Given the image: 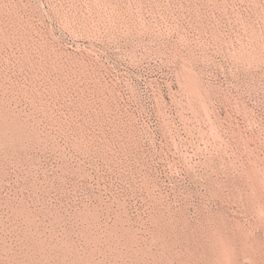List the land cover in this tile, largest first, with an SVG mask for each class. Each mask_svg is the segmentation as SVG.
<instances>
[{
	"label": "rangeland",
	"instance_id": "374dc122",
	"mask_svg": "<svg viewBox=\"0 0 264 264\" xmlns=\"http://www.w3.org/2000/svg\"><path fill=\"white\" fill-rule=\"evenodd\" d=\"M0 264H264V0H0Z\"/></svg>",
	"mask_w": 264,
	"mask_h": 264
},
{
	"label": "bare ground",
	"instance_id": "6f19581e",
	"mask_svg": "<svg viewBox=\"0 0 264 264\" xmlns=\"http://www.w3.org/2000/svg\"><path fill=\"white\" fill-rule=\"evenodd\" d=\"M103 2V1H102ZM253 165V164H252ZM43 246V245H42Z\"/></svg>",
	"mask_w": 264,
	"mask_h": 264
}]
</instances>
